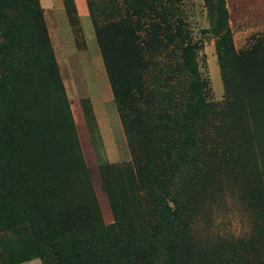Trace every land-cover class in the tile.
Instances as JSON below:
<instances>
[{"label":"trees","instance_id":"1","mask_svg":"<svg viewBox=\"0 0 264 264\" xmlns=\"http://www.w3.org/2000/svg\"><path fill=\"white\" fill-rule=\"evenodd\" d=\"M62 1L76 12L74 0ZM86 1L131 156L110 163L97 131L110 223L100 214L40 0H0V193L33 253L42 264H255L208 246L195 229L199 193L222 158L213 135L222 130L223 104L241 98L222 73V102L209 99L197 61L202 41L181 19L136 14L133 25L99 23ZM217 12L224 22L225 10ZM248 95L251 106L261 102L258 91ZM260 208L263 220L261 197Z\"/></svg>","mask_w":264,"mask_h":264},{"label":"rangeland","instance_id":"2","mask_svg":"<svg viewBox=\"0 0 264 264\" xmlns=\"http://www.w3.org/2000/svg\"><path fill=\"white\" fill-rule=\"evenodd\" d=\"M90 1L99 23L135 21L136 14L143 21L149 17L160 22L170 16L181 19L192 38L202 41L197 61L208 81L209 99L222 102V73L231 96L241 98L239 103L232 98L223 104L222 130L213 135L222 141L219 148L213 147L217 151L214 154L222 158L212 164L204 190L199 193L195 229L208 246L219 247L226 256L237 253L234 260L245 257L264 264V230L260 228H264V219L260 218V197L264 198V0ZM40 3L100 214L105 223H110L113 216L101 186L99 163L103 157L97 131L110 163L126 162L131 156L88 4L85 0L81 12L75 2L76 12L71 15L62 0ZM219 6L226 12L220 31ZM253 90L259 93L255 101L261 102L251 106L248 93ZM32 250L27 228L13 220L9 202L0 193V264H42Z\"/></svg>","mask_w":264,"mask_h":264},{"label":"crops","instance_id":"3","mask_svg":"<svg viewBox=\"0 0 264 264\" xmlns=\"http://www.w3.org/2000/svg\"><path fill=\"white\" fill-rule=\"evenodd\" d=\"M51 1L52 0H47L48 3H50ZM79 1L81 2L80 4L81 6L79 5ZM75 2H76L77 7L81 9V12L84 11L85 0H75Z\"/></svg>","mask_w":264,"mask_h":264}]
</instances>
